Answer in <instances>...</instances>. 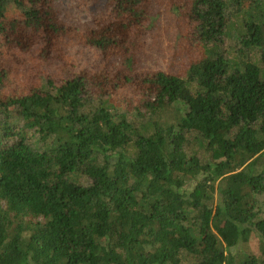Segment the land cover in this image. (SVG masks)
<instances>
[{
  "label": "trees",
  "instance_id": "1",
  "mask_svg": "<svg viewBox=\"0 0 264 264\" xmlns=\"http://www.w3.org/2000/svg\"><path fill=\"white\" fill-rule=\"evenodd\" d=\"M0 0V264H264V0Z\"/></svg>",
  "mask_w": 264,
  "mask_h": 264
},
{
  "label": "rangeland",
  "instance_id": "2",
  "mask_svg": "<svg viewBox=\"0 0 264 264\" xmlns=\"http://www.w3.org/2000/svg\"><path fill=\"white\" fill-rule=\"evenodd\" d=\"M112 9V5L110 4V0H92L89 4H87V12L86 13H78V16L84 19L87 16L88 12H98V11H109Z\"/></svg>",
  "mask_w": 264,
  "mask_h": 264
}]
</instances>
